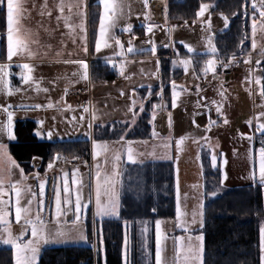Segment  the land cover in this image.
I'll use <instances>...</instances> for the list:
<instances>
[{
  "label": "snow or ice",
  "instance_id": "6c2138e0",
  "mask_svg": "<svg viewBox=\"0 0 264 264\" xmlns=\"http://www.w3.org/2000/svg\"><path fill=\"white\" fill-rule=\"evenodd\" d=\"M145 7H147V0H144ZM86 8L87 4L84 3V0H75L73 3L72 0H69L67 5L61 2L58 5V10L61 15L57 16V20L63 19L65 22V27L69 28L70 34L74 32L75 28L78 27L82 33H85L80 37L83 48L82 50L88 52V39L85 24L83 23V17L85 12L81 10V4ZM97 5L102 6V11L99 12V26L98 33L95 35V50L99 52L102 48L109 47V40H114L115 45L120 47L123 50V45L119 38H116L114 33L111 31L116 26V22L119 18V15L122 14L124 9V0H97ZM65 6L68 7L69 13L73 12V9H76L75 15L81 18V22L76 25L71 22V16H64ZM211 7V5L201 3L200 9L196 13L197 17H200L204 12ZM245 15H248L251 12V37H252V49L255 50L258 47L257 38L264 40V0H252V3L249 5L248 0H244L242 5ZM6 10V11H5ZM0 12H5L6 19V38H7V61L8 63H0V83H4L3 77L7 75V69L12 61V58L20 53L27 52L30 56L34 55L28 47L29 43H36L37 41L31 38V33L27 31H22L20 25V17L22 13V4L21 0H0ZM51 13H49L50 15ZM232 15H237V13H232ZM147 19V16L145 17ZM224 26L225 28L229 27V18L224 16ZM195 22V21H194ZM208 24V31L211 32V17L209 16L206 21ZM152 25H148L145 28L146 32L152 31ZM133 26L128 24L122 31H127L131 33ZM245 39H247V34L245 37L240 40V45L244 44ZM73 43H75V38L73 37ZM183 43V42H181ZM189 53L193 49L187 45H183ZM165 48L173 47L171 44H165ZM206 47L208 51L212 54L217 53L216 45L213 43V37L211 35L207 38ZM129 53L136 51L129 41V47L127 49ZM139 51L143 52L145 49H140ZM151 52L153 55L156 53V45L153 43L151 47ZM260 56L264 59V46L259 47ZM176 54V53H174ZM250 52L248 57L244 60L246 64L251 63ZM235 54L228 58L227 63H223V68H228L231 63L235 61ZM108 63H115L112 57L106 58ZM66 63H76L81 66L83 69V79H88V68L89 65L83 59L69 60L65 61ZM184 66L185 71L188 70V66L191 63L189 59H182L177 61L176 59L172 60V64L175 66L177 63ZM256 65H260L261 59L255 61ZM217 61L215 59H208L206 65L201 68V72L205 75L209 72H216ZM22 69H26L28 72L32 71V68L29 64L24 63L19 65ZM159 71V60H157V72L150 73V75L156 77L158 76ZM123 75V71L121 70ZM252 73L250 70V77ZM249 82H251V79ZM32 79L31 76H26L23 73L21 74L22 82H28ZM264 78L255 77V84L260 86L259 95L264 100V83H262ZM172 86V98L171 104L175 108L177 105L178 93L176 91L177 85L173 80L171 82ZM199 90V86H197ZM5 90L7 91V86L5 85ZM45 91H47L45 89ZM67 91V90H65ZM151 86H149V95H151ZM121 95L125 93L121 91ZM163 94V84H161V92L157 95L162 96ZM223 95V93H221ZM131 99V105L129 106V111L132 112L133 119L131 123H135L136 118L145 110L144 103H139V112L134 111V108L137 106V100L135 98V91H133ZM147 99V97H145ZM213 103H216L213 101ZM48 107H52V104L49 103ZM207 105H205L206 107ZM264 107V104L261 105ZM11 105H8L4 108L6 114V121L0 124V134H6L9 140L16 139V136L13 134V112L9 111ZM17 107H29L25 105H18ZM31 107L39 108L42 105H33ZM164 105H152V118L148 121L149 124L153 125L152 136L157 137L159 134L155 130L154 121L156 119L157 109L163 108ZM71 109V106H68ZM84 112H89V107L87 105L83 106ZM216 113L219 115L222 114L221 106L216 107ZM196 115V114H194ZM85 117L81 115L80 120L83 121ZM98 119L95 111L91 113L89 119L88 127L91 129L93 127V122ZM256 132H260L264 135V112H260L256 117ZM72 120L75 121L76 117L73 116ZM71 122V121H70ZM252 119L246 121L249 125L252 124ZM215 121L209 118L208 125L211 126ZM225 123L227 121L225 120ZM193 124H195V119H193ZM131 125L126 122V127ZM172 119L171 114H168V127L171 128ZM199 127V126H197ZM205 132L209 131V128L204 129ZM35 135L39 136L41 133L37 131ZM51 133H49V138H51ZM125 137L122 135L120 140L123 141ZM187 139L186 136H181L175 141L177 150H180L182 142ZM208 137H201L199 141L194 140V142H207ZM250 141L253 139L252 136L247 137ZM171 140V136L165 137L162 139L163 147L168 148ZM127 148L128 160L130 162H135L133 156V149L130 146ZM93 145V159L96 157L103 156L105 164L111 160L112 162V171L109 173L103 165L97 163L95 164L94 172V183L85 184L79 169H74L69 173L67 171L63 172V183L61 185L60 177L56 178V182L53 185L54 188V198L51 205L48 204L46 198V184L47 178H41L38 172H33L28 175H25V170L18 164V162L8 154L7 146L0 142V243L4 245H10L12 254H13V264H38V258L42 251V246L52 243V242H63L69 239H86L81 227L82 217L87 216L89 210V205H94L93 216L100 217L101 219L105 217H118L120 212V181L118 177L120 173L117 168V161L120 159L119 153H112L109 157L108 153L110 152L107 142H100L95 139H92ZM59 155L54 157V159H59ZM35 159V158H34ZM199 159V156H197ZM258 162H259V185L261 188H264V139L261 140V147L258 149ZM217 156L214 151L211 152V164L212 167H216ZM35 166V165H34ZM53 167V163H49L48 169ZM19 172V179L14 180L13 177L16 174V171ZM34 178L38 181L37 186L27 185L25 181L29 178ZM226 178V177H225ZM252 178L256 179V173H252ZM38 187V191L36 188ZM195 187V186H194ZM202 187V186H201ZM89 189V195L87 198L84 196V189ZM94 193V195H93ZM209 195L215 196L216 192L213 191ZM7 196V199H5ZM14 197V199H13ZM22 201H26L22 203ZM9 205L14 209L15 220L16 222L23 221V230L19 235H14L13 231L9 225V220L7 219L9 215ZM48 207L51 212V219H47L44 215L45 209ZM155 211V209H153ZM189 213L182 208L179 187L177 186V198L175 206V226L177 228H182L185 233L191 231V225L199 223L201 230L204 227V202L201 200L199 202V209H194L191 213V221L187 219ZM74 217V218H72ZM61 218L64 219V225L69 223L71 218V227L61 226ZM199 218V219H198ZM147 225L148 222H144ZM162 221L156 220L155 222V249H154V264H204L203 254H204V236L203 234L197 235L194 238L191 235L187 236H175L169 237L162 230ZM30 230V236L26 237L25 233ZM148 228L144 227L141 235L144 237L142 242L143 250V259L144 264H150L149 262V252H148V240L147 234ZM172 239L173 243V254L168 256L165 255V241ZM259 261L260 264H264V224L259 226ZM123 264H132L130 259V250L125 239L124 248L122 252Z\"/></svg>",
  "mask_w": 264,
  "mask_h": 264
},
{
  "label": "trees",
  "instance_id": "16d2710c",
  "mask_svg": "<svg viewBox=\"0 0 264 264\" xmlns=\"http://www.w3.org/2000/svg\"><path fill=\"white\" fill-rule=\"evenodd\" d=\"M165 21L196 19L200 4H212V14H222L229 18V27L214 35V44L219 55H240L250 50L249 13L244 14V0H164ZM237 13V15H232ZM4 19L0 15V33H3ZM247 34L244 44L240 40ZM3 42V36H1ZM178 52L186 54L182 48ZM170 48L161 47L160 79L163 84V98L169 102L171 81L180 78L181 68H170ZM264 78V62L261 64ZM198 71V62L195 61ZM115 72L106 63L95 62L90 67V77L111 79ZM264 83V80L262 81ZM157 91V90H156ZM150 98L145 110L136 124L128 132L126 124L114 123L97 126L94 138L101 140L126 139L143 140L151 138L152 118ZM36 123L29 118L18 119L13 124L16 139L9 142L12 157L25 170L31 172L30 161L40 158L38 172H43L54 157L67 158L81 156L89 149V141L76 140H40L34 131ZM126 132V133H125ZM264 136V135H263ZM200 163L204 193V227L199 232L204 236V264H260L259 226L264 218L262 188L259 184L223 187L219 167H212L209 151L200 149ZM213 191L215 196L209 195ZM174 169L171 160H152L141 163H125L120 186V212L117 218L96 221V249L90 244L44 247L39 255L38 264H123L122 248L124 230H127L128 246L132 264H144L141 232L148 228L149 262L154 264V223L157 219L174 217ZM155 209V211H153ZM144 222H148L145 225ZM126 223V227L124 224ZM88 232L91 224L88 220ZM102 252V253H101ZM102 254V256H101ZM101 256V257H100ZM0 264H13L10 247H0Z\"/></svg>",
  "mask_w": 264,
  "mask_h": 264
},
{
  "label": "rangeland",
  "instance_id": "374dc122",
  "mask_svg": "<svg viewBox=\"0 0 264 264\" xmlns=\"http://www.w3.org/2000/svg\"><path fill=\"white\" fill-rule=\"evenodd\" d=\"M252 3V0H250ZM211 5L212 4H208ZM209 7L202 16L197 17L196 19L192 20L191 22L185 20H178V21H165L166 23H159L155 22L153 17V9L149 5L147 0V7H146V15L144 14L143 20V28L144 31L141 33L133 32L129 38L131 41V45L136 49L129 53L127 51L129 47V43L127 45L126 51H122V59L119 62H115L113 67L117 74L115 77L111 79H94L90 77L88 79H83L82 76L76 80V82L80 81V83L84 84V88L88 90V100L85 102L84 105L89 107V112L85 113L84 108L82 106H77L75 102L68 101L64 105V108H61V111H24L25 114L35 115L38 119H43L45 124L41 125V127L47 132V134L51 133L52 135H56V137H61L59 139L64 140H76V139H86L89 140V147H90V158L82 159L79 163L71 162V167L66 171L69 173L72 172L74 169H79V173L83 178L85 184H93L94 183V172H95V164L99 163L104 166V168L111 173L112 171V162L109 160L107 164H105L104 157L99 156L96 159H93L92 151V139L94 138V130L99 125H107L112 123L118 118L123 117L125 114L124 112V102L121 98L131 97L133 91H129V87H143V89H148L146 87L150 85H154L160 76V64H159V71L158 76L154 77L150 75V73L157 72V60H158V50L161 47H164L165 44H171L173 47H169L171 53H173L172 59H175L178 56L179 60L182 59H189L191 63L188 66V70L185 71L184 66L180 64L183 74L179 78L178 81H175L178 87L183 86L187 87L188 91L186 92L184 97L185 108L184 105H180V109L178 113L174 110L171 106L170 111L172 112L171 119H172V126L169 128V132L167 136H163L160 139L157 138L151 141L146 142V150H140V155H133L134 160L142 161L145 159H151L155 157H159L162 159H168L173 162V169H174V197H175V205H174V217L172 219H157L161 220L163 223L161 225L162 230L171 238L175 236H187L191 235L193 238L197 235H201L202 233L196 232L191 234L190 232L185 233L182 228H177L175 226V206H176V198H177V186L179 187V194L181 199L182 208L185 209L189 215L187 219L191 221V213L194 209H199V202L203 200L204 202V193H203V183H202V171H201V163H200V148L205 147L209 151V157L211 162V152L214 151L217 156V163L216 166L219 165V162L229 163L231 161L239 160L240 166L244 164L245 157L249 159H253L255 156H258V153L255 151L253 146V141L247 139V137L252 136L253 132H255L256 128V117L260 112H264V107L261 105L264 104V100L259 95L260 86L257 85L256 91H245L246 98L248 100V105L246 106V110L242 111L240 104L238 103L237 106L232 109L234 113V117L236 120L241 119L244 113H247L249 119H252V124L249 125L245 121V132L243 135L237 134V126L235 123V119L231 118L228 115V109L225 106H221L222 114L220 118L216 114H213L215 120L223 119L222 120V131L229 134L228 138H224L223 135L214 133V131H204L203 127H200L198 123L195 122L193 124V119L195 121H199L198 118H193L194 114H198L200 116L207 117L210 115L209 107H205L206 104H210L213 107V113H216V104L213 101L218 100L221 97H239L242 93L240 89L241 81L244 78L250 77V70L253 75V80L255 83V77H262L263 78V71L261 64L264 62V59L261 58L259 47L264 46V40L257 38V49H252V37H251V27H250V50L248 53L244 54L243 58L240 61V66L243 68V72H238L236 79L231 81H223L221 79L216 78L217 70L220 65L215 54H212L208 51L206 47L207 38L209 35L213 37L214 43V36H213V29L216 27L215 23H213V19L211 20V32L208 31V24L206 21L208 20L210 15ZM149 14V15H148ZM250 14V12H249ZM147 16V19L145 18ZM150 16V20L148 19ZM251 16V14H250ZM249 16V25H251V19ZM212 18V17H211ZM217 17H214V20ZM198 20V21H197ZM195 21V22H194ZM138 24H135L137 26ZM148 25H152V31L146 32L145 28ZM127 35V34H126ZM183 42V43H181ZM156 45V53L155 55L151 52L152 44ZM184 44L189 45L193 51L189 53L186 48H184ZM177 48H182L187 51V55L178 52ZM140 49H145V51L141 52ZM251 55V63L246 64L244 60L248 57L249 53ZM176 53V54H174ZM178 54V55H177ZM225 57L228 62V55ZM194 58L201 59V68L206 65V61L208 59H215L217 61L216 64V72H209L206 75L199 71V74L195 70L194 67ZM257 59H261L260 65H256L255 61ZM198 62V61H197ZM226 62V63H227ZM111 65V63H110ZM109 65V66H110ZM200 65V61L198 62ZM253 65V68H252ZM228 69H231V64L229 65ZM121 70L123 71V75L121 74ZM241 70V71H242ZM232 71V69H231ZM233 72V71H232ZM90 76V75H89ZM251 79V77H250ZM263 81V80H262ZM91 82V83H90ZM204 84V85H203ZM256 85V84H255ZM199 86V90L197 89ZM176 91H178V88ZM96 89V92H95ZM142 89V88H140ZM121 91L125 94L121 95ZM223 93V95H221ZM178 94H180L178 92ZM183 94V93H182ZM188 106H186L187 104ZM140 103V98L137 97V104ZM71 106V109L68 106ZM254 106V107H253ZM10 111V110H9ZM13 115H21V111H14ZM95 111L98 119L93 122V127L89 129L88 123L91 117V113ZM167 112L168 114L170 113ZM24 114V115H25ZM179 114L180 116H178ZM81 115L85 117L83 121L80 120ZM75 116L76 120L73 121L72 117ZM7 117L4 110L0 109V124L6 121ZM213 119V121H214ZM225 120L227 123H225ZM71 121V122H70ZM264 122V120H262ZM199 126V127H197ZM40 127V128H41ZM239 129L241 127L239 126ZM233 130V131H231ZM56 131V132H54ZM239 131V130H238ZM237 134V135H235ZM171 136V140L169 143L168 148L163 147L162 139L165 137ZM181 136H186L185 139L180 147V150H177L175 141L179 139ZM207 136L209 139L207 142H194V140L199 141L201 137ZM0 138L7 139L6 134H0ZM100 142H107L110 152L108 153L109 157L112 153H119L120 159L117 161V168L120 173L118 180L120 181L121 186V177L123 171V163L128 160V153L127 148L129 147V143L125 141L118 140H107V139H95ZM8 144H6L7 146ZM132 145V143H131ZM130 145V146H131ZM61 156V155H60ZM199 156V159H197ZM56 157V156H55ZM76 159V158H74ZM71 159H67L69 162ZM130 162V161H129ZM52 163V162H51ZM212 165V164H211ZM231 172H227L226 176L234 178V174H230ZM52 177V174H49ZM71 173H69V177ZM239 180H228L226 179L227 183H238ZM32 183L38 182L37 180H32ZM60 183H63V174L61 176ZM240 183V182H239ZM119 186V191H120ZM195 186V187H194ZM202 186V187H201ZM49 195H46L48 204L51 205L52 200L54 198V188L50 187ZM89 195V189H84V196L87 198ZM94 195V193H93ZM94 205H89V210L87 212L86 217H82L81 220V227L86 239H69L63 242H52L42 246V249L47 246H63V245H82V244H91L92 249L95 251L96 249V221H101L100 217L93 216ZM47 219H51V212L48 207L45 209L44 213ZM74 218V217H72ZM112 218V217H106ZM117 218V217H114ZM64 219L61 218V226L63 227H71V218L69 219V223L64 225ZM199 219V218H198ZM88 220L91 224V234L88 232ZM156 222V221H155ZM11 224V223H9ZM15 226L18 225V229L13 228V234L19 235L20 232L23 230V223L14 224ZM126 223L124 224V226ZM126 227V226H125ZM195 228V229H194ZM192 233L200 229L199 223L195 225H191ZM182 233L176 234V231H182ZM25 236H30V230L25 233ZM127 238V230H124V242ZM128 242V238H127ZM0 245H4L0 243ZM11 248L10 245H6ZM122 248V252H123ZM154 249H155V223H154ZM173 243L172 239H168L165 241V255H172L173 254ZM12 251V250H11ZM102 253V252H101ZM102 256V254H101ZM100 256V257H101ZM13 258V254H12ZM123 263V260H122Z\"/></svg>",
  "mask_w": 264,
  "mask_h": 264
},
{
  "label": "crops",
  "instance_id": "0c3cea01",
  "mask_svg": "<svg viewBox=\"0 0 264 264\" xmlns=\"http://www.w3.org/2000/svg\"><path fill=\"white\" fill-rule=\"evenodd\" d=\"M164 1V0H163ZM63 2L65 5L69 2V0H21L22 4V13L20 17V25L22 31H27L31 33V38L36 43H29L28 47L34 55H29L27 52L20 53L12 58V61L10 62V65L8 67L7 75L3 77L4 83H0V109L4 110L5 107L8 105H11L12 107L9 109L14 111H21V115H13V124L18 119H24L29 118L35 121L36 123V129L34 133L39 131L41 135L36 137L40 140H49V141H57V140H64L59 139L61 137H56V135H51V138H49V134L41 127V125H44L45 123L42 118L38 119L35 115H28L25 114L24 111H61V108H64V105L68 101L75 102L77 106H82L85 104V102L88 100V90L87 88H84V84L80 83V81L76 82L78 77L80 78L83 74V69L80 65L76 63H66L65 61L69 60H77V59H83L86 61V63L89 65L88 68V77L90 80V67L95 62H102L106 63L108 66L110 63L107 62L106 58L112 57L114 59V62H119L122 59V51H126L127 45L129 43V38L132 35L133 32L141 33L144 31L143 28V20H144V14L146 15V7L144 0H124V9L122 14L119 15V18L116 22V26L111 29V31L114 33L116 38H122L126 37L127 40L123 41L121 44L123 45V50H121L120 47H117L115 45L114 40H109V47L102 48L99 52L95 50V35L98 33V26H99V12L102 11V6L97 5V0H84V3L87 4V7H83V3L81 4V10L85 12V16L83 17V23L85 24L86 32H87V39H88V52L85 53L83 48V43L80 39L82 35L85 33H82L78 27L75 28L74 32L70 34L69 28L65 27V22L63 19L57 20V16L61 15L58 10V5ZM74 3L75 0H72ZM249 5L250 0H248ZM6 5V0H5ZM211 8L209 9V11ZM6 11V10H5ZM76 9H73L72 13H69L68 7L65 6L64 9V16H71V22L78 25L81 22V18L76 16L75 13ZM199 11V10H198ZM3 14V19L5 17V12H0ZM49 13H51L49 15ZM251 14V12H250ZM249 14V16H250ZM149 15V14H148ZM211 20L213 19V23H217L213 29V36L217 32L224 31L226 28L224 26V15L222 14H212L210 12ZM155 14L153 11V17L152 19L155 22ZM214 17L215 18L214 20ZM150 20V16L148 18ZM192 21V20H191ZM189 21V22H191ZM198 21V20H197ZM159 23H166L165 20L163 22ZM128 24H131L133 26V30L131 33L127 31H122L123 28H125ZM135 24H138L135 26ZM127 34V35H126ZM1 36H3V42L1 41ZM73 37L75 38V43H73ZM186 51V50H185ZM7 38H6V19H4V28L3 33H0V63H8L7 61ZM246 54V53H245ZM178 55V54H177ZM187 55V51L186 54ZM218 61L223 57H227L224 55H219L218 53L215 54ZM233 54L228 55V58L232 56ZM244 54L235 55V61L231 63V69L233 71V76L229 79L235 80L238 72H243V68L240 66V61L243 58ZM159 64H160V56L157 55ZM177 61H179L178 56L175 57ZM172 58L170 61V68L176 69L181 68L179 67V62L174 66L172 64ZM195 61H200V65H198L199 70H195L199 74V71L201 70V59L200 58H194V67H195ZM27 63L32 68L31 72H28L26 69H22L19 65ZM111 63L110 67L113 71H116L115 68ZM253 68V65H252ZM242 70V71H241ZM238 71V72H237ZM24 74L26 76H31L32 79L28 82H22L21 80V74ZM117 75V74H116ZM115 75V76H116ZM174 81H178L179 78L173 79ZM172 80V81H173ZM171 81V82H172ZM91 83V82H90ZM240 89L242 90V93L240 96L237 97H221L218 100H215L216 106H225L228 109V115L231 116V118L235 119V123L237 126V131H235L239 135H243L245 130V121L247 120V117L249 116L247 113H244L242 115L241 119L236 120L234 117V113L232 109H234L237 104H240V107L242 111L246 110V106L248 105V100L245 95V91H256L257 85H255L253 80V75H251V82H249V79L244 78L241 81ZM5 85L7 86V91L5 90ZM83 85V86H82ZM204 85V84H203ZM151 86V95H149V86L146 87L148 89H143V87H140L142 89H138V87H129V91H135V98L137 100V97L140 98V103L143 102L144 106L146 102L153 98L154 104L161 105L163 104L164 107L157 109L156 119L154 121L156 125V131L159 134L157 137H153L151 134V138L149 139H143V140H131V139H124L125 142H131L132 149H133V155H140V150L147 148L145 141H151L155 140L157 138H161L163 136H167L169 132L168 127V113L170 111V108L172 106L171 104V98H172V86L170 90V100L169 102L166 101L163 98V95H157V93L161 92V79L160 76L158 77L156 83ZM178 91L180 94L178 95L177 99V105L175 107V111L178 113L180 109V105L182 108V105H184V100L182 97L186 94L188 91L187 87L180 86L178 87ZM45 89L47 91H45ZM67 90V91H65ZM157 90V91H156ZM78 91H83L80 95H77ZM96 92V89H95ZM183 93V94H182ZM75 94V95H72ZM147 97V99H145ZM121 100L124 102V112L125 114L123 117L116 119L110 124L114 123H122L130 124V127H127L128 132L131 128L134 127L136 124L139 116L136 118L135 123H131L133 116L132 112L129 111V106L131 105V99L130 97L121 98ZM51 103L52 107H48L47 105ZM187 104V102H186ZM189 104V103H188ZM188 104L186 106H188ZM18 105H25L29 107H17ZM33 105H42V107L35 108L31 107ZM139 104L134 108V111L139 112ZM207 107L210 109V115L207 117H204L203 115L200 116L198 114L193 115V118H198L199 121H195L200 125V127H203L204 129L208 127L210 131H214L216 134H220L224 136V138H228L229 134L222 131V120L223 119H217L215 120L213 117V107L209 104H206ZM254 107V106H253ZM185 108V105L183 106ZM182 108V109H183ZM216 112V111H215ZM152 113V112H151ZM25 114V115H24ZM141 114V113H140ZM170 114L172 115V112L170 111ZM180 116L179 114H177ZM221 115H219L218 118H220ZM211 118V120L214 119L215 123L211 126L208 125V120ZM152 125V124H151ZM103 126V125H99ZM239 126L241 129H239ZM41 127V128H40ZM239 130V131H238ZM152 131H153V125H152ZM233 131V130H231ZM56 132V131H54ZM125 132V133H126ZM14 134V132H13ZM235 134V135H237ZM125 137V134L123 135ZM7 137V135H6ZM263 137L264 136L260 132H253V139L255 138ZM118 140V139H114ZM13 140L2 139L0 138V142L4 143L5 145L8 144ZM89 141V140H88ZM120 141V138H119ZM8 149V154L9 148ZM205 148V147H201ZM200 148V149H201ZM207 149V148H206ZM90 150V147H89ZM12 156V155H11ZM59 159H53V167L51 169L47 168L43 172H38V167L40 165V158L39 157H33L30 161V167L31 172L25 173V175H28L33 172H38L41 178H47V184H46V195H49L50 187H53L54 183L56 182V178L62 176L63 172L69 169L71 167V162L73 163H79L80 160L78 159H72L67 158L64 156H59ZM13 158V157H12ZM35 158V159H34ZM14 159V158H13ZM67 159H71L69 162H67ZM152 160H168V159H162L159 157L151 158V159H145L142 161H136V162H127L125 161L123 163V166L125 163H141L145 161H152ZM224 162V161H223ZM221 163L219 162L216 167H219L220 173H221V185L223 187H234V186H243V185H249V184H259V162H258V156L254 157L253 159H249L248 157H245V162L240 166L239 160H235L234 162L231 161L229 163ZM173 163V162H172ZM211 163V162H210ZM19 164V163H18ZM20 165V164H19ZM35 165V166H34ZM212 166V165H211ZM227 172H231L230 174H234V178L226 176ZM256 173V179L254 180L252 178V173ZM69 173H71L69 171ZM49 174H52V177L49 176ZM226 177V178H225ZM14 180L19 179V172L16 171V174L13 177ZM226 179L228 180H239L238 183H227ZM34 180V178L29 177L25 183L27 185L31 186H37L38 182L32 183L31 181ZM240 182V183H239ZM38 191V187L36 188ZM5 199H7V196H5ZM14 199V197H13ZM26 201H22L24 203ZM262 205L264 209V188H262ZM9 215L7 219L9 220V224L12 231L14 229H18L19 223L15 220V214L14 209H12V206L9 205ZM114 218V217H112ZM103 219H106L103 218ZM102 220V219H101ZM98 221V220H97ZM261 224H264V218L261 221ZM260 224V225H261ZM195 229V228H194ZM192 230L190 231L191 234ZM182 231H176V234L182 233ZM9 247L6 245H0Z\"/></svg>",
  "mask_w": 264,
  "mask_h": 264
},
{
  "label": "built area",
  "instance_id": "2783aa9c",
  "mask_svg": "<svg viewBox=\"0 0 264 264\" xmlns=\"http://www.w3.org/2000/svg\"><path fill=\"white\" fill-rule=\"evenodd\" d=\"M149 5L152 7L154 14H155V19L158 22H163L164 20V12H165V1L163 0H148ZM127 40L126 37H122L120 38L121 43L123 41ZM173 55L170 54V58H172ZM227 59L225 57H223L220 60V65L218 67L217 70V74H216V78L221 79L223 81H228L232 76H233V72L231 71V69L228 68H223L222 64L226 63ZM83 91H78L77 95H80ZM72 94V95H75ZM155 125V123H154ZM155 129H156V125H155ZM264 139L263 137H258L255 138L253 141V146L255 151L258 153V149L261 147V140ZM90 158V150H84L83 154L81 156H77L76 159L78 160H82V159H89Z\"/></svg>",
  "mask_w": 264,
  "mask_h": 264
},
{
  "label": "water",
  "instance_id": "95a60500",
  "mask_svg": "<svg viewBox=\"0 0 264 264\" xmlns=\"http://www.w3.org/2000/svg\"><path fill=\"white\" fill-rule=\"evenodd\" d=\"M177 1L181 2L182 0H177Z\"/></svg>",
  "mask_w": 264,
  "mask_h": 264
}]
</instances>
